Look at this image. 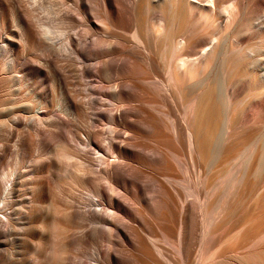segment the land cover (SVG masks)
<instances>
[{"label":"bare ground","instance_id":"6f19581e","mask_svg":"<svg viewBox=\"0 0 264 264\" xmlns=\"http://www.w3.org/2000/svg\"><path fill=\"white\" fill-rule=\"evenodd\" d=\"M260 4L0 0V264H264Z\"/></svg>","mask_w":264,"mask_h":264},{"label":"rangeland","instance_id":"374dc122","mask_svg":"<svg viewBox=\"0 0 264 264\" xmlns=\"http://www.w3.org/2000/svg\"><path fill=\"white\" fill-rule=\"evenodd\" d=\"M258 9L261 11L262 9L264 10V0H262V4H260L259 6H258ZM76 30V29H75ZM91 47V46H90ZM89 79V81H91V83L95 86H99V84L98 83H100L99 81H97L96 80V78H94V77H90V78H88ZM95 83V84H94ZM97 86V87H98ZM99 91H97V93H94L93 94V96L94 97H97V98H100L101 96H100V94L98 93ZM101 106L99 105V104H96V105H94V110H99V109H101L100 108ZM91 111V110H90ZM90 154H92L91 156H93V152H91ZM14 153H12L11 154V159L13 160L14 159ZM83 196L84 197H88V194H87V192L86 191H84L83 192ZM82 206L83 207H89V206H87L86 204H82ZM162 244H165L164 242H162ZM166 245V247L169 249V251H168V254L169 255H171V256H174L175 255V249H174V247H173V245H171V244H165ZM87 261H88V264H96V262L95 261H93V259H91V257H89V258H87ZM163 262H165V264H168V262L166 261V260H163Z\"/></svg>","mask_w":264,"mask_h":264}]
</instances>
